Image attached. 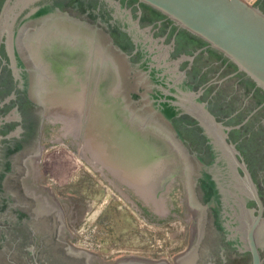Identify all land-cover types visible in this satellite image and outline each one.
Returning <instances> with one entry per match:
<instances>
[{
	"label": "water",
	"instance_id": "water-1",
	"mask_svg": "<svg viewBox=\"0 0 264 264\" xmlns=\"http://www.w3.org/2000/svg\"><path fill=\"white\" fill-rule=\"evenodd\" d=\"M62 142L149 222L180 172L176 264H264V0H0V264H102L40 168Z\"/></svg>",
	"mask_w": 264,
	"mask_h": 264
},
{
	"label": "rangeland",
	"instance_id": "rangeland-1",
	"mask_svg": "<svg viewBox=\"0 0 264 264\" xmlns=\"http://www.w3.org/2000/svg\"><path fill=\"white\" fill-rule=\"evenodd\" d=\"M40 166L56 193L63 190L72 196L74 190L80 189L81 202L75 205L74 212L69 210L70 221L79 244L95 251L100 260L123 255L173 257L187 245L193 218L188 221L185 192L179 186L180 172L170 187V196L176 198V214L169 221L155 223L142 219L107 178L66 143L46 146ZM106 199H111L110 203ZM68 207L72 209L71 204ZM159 244L164 245L160 247L164 250H158Z\"/></svg>",
	"mask_w": 264,
	"mask_h": 264
},
{
	"label": "flooded vegetation",
	"instance_id": "flooded-vegetation-1",
	"mask_svg": "<svg viewBox=\"0 0 264 264\" xmlns=\"http://www.w3.org/2000/svg\"><path fill=\"white\" fill-rule=\"evenodd\" d=\"M250 1V0H249ZM256 0H251L250 2H252V3H254ZM45 149H46V147H43V150H42V152H41V156H40V165H41V161H42V159H43V155L45 154ZM40 168H41V166H40ZM176 176V175H175ZM108 180V179H107ZM109 181V180H108ZM110 182V181H109ZM174 182V180L171 182V184L169 185V192H171V185H172V183ZM181 183V182H180ZM110 184L112 185V183L110 182ZM113 186V185H112ZM179 186H181L182 188H183V184L182 185H179ZM53 187V186H52ZM114 187V186H113ZM115 188V187H114ZM53 189H54V187H53ZM75 189V188H74ZM116 189V188H115ZM184 189V188H183ZM117 190V189H116ZM118 191V190H117ZM57 195H58V197H59V200H60V203H61V205H62V209H63V213H64V217H65V221H66V225H67V233H66V236H65V238L67 239V240H69L70 242H72L73 244H75V245H77V246H79V247H82L80 244H79V242H78V239H77V237H76V233H75V230L72 228V222L70 221V219H71V217H72V213H71V211L72 212H74V209L76 208V206L75 205H77V204H79V202H81V192H80V189L78 188V190H74L73 191V195L72 196H67L66 194L67 193H64V191L62 190L61 192H58L57 191V193H56ZM121 194V193H120ZM171 197V201H172V204H173V207H174V209H176L175 208V205H174V202H173V200H176V198H174L173 196H170ZM186 197V196H185ZM121 199H124L125 201H127L123 196H121ZM185 200V202H186V205H187V200H186V198L184 199ZM106 201L107 202H109L110 203V201H111V199H106ZM128 202V201H127ZM70 204H71V206H72V209H71V207H68V206H70ZM69 210H71V211H69ZM175 215V214H174ZM174 215H171L169 218H167L166 220L167 221H169V220H171V218L174 216ZM141 216V215H140ZM141 218L142 219H144L142 216H141ZM192 218H193V223H194V220H195V216H193L192 215ZM166 220L164 221V222H166ZM169 224L171 225V223L169 222ZM191 240H192V229L190 230V235H189V241H188V243H187V245L185 246V248L180 252V253H182L183 251H185L186 249H188L189 247H190V244H191ZM160 247H164V245L163 244H159V245H157V248H158V250H164V248H160ZM82 248H84V247H82ZM84 249H86V250H88V251H92V252H94V253H96L95 251H93V250H91V249H87V248H84ZM119 251H123L124 249H118ZM179 253V254H180ZM97 254V253H96ZM179 254H177L176 256H173V257H159V258H148V259H153V260H159V259H162V258H164V259H166V260H168V261H170L172 264H176V257L179 255ZM98 255V254H97ZM122 257H143V256H139V255H123V256H120V257H117V258H122ZM117 258L116 259H114V260H105V261H103V260H100L99 259V255L97 256V259H98V261L100 262V263H102V264H115L116 263V261H117ZM144 258H147V257H144Z\"/></svg>",
	"mask_w": 264,
	"mask_h": 264
}]
</instances>
